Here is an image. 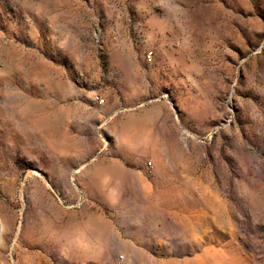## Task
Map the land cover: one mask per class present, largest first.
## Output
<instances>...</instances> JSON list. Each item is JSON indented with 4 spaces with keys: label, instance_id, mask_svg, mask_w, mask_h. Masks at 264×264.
I'll use <instances>...</instances> for the list:
<instances>
[{
    "label": "rangeland",
    "instance_id": "1",
    "mask_svg": "<svg viewBox=\"0 0 264 264\" xmlns=\"http://www.w3.org/2000/svg\"><path fill=\"white\" fill-rule=\"evenodd\" d=\"M0 264H264V0H0Z\"/></svg>",
    "mask_w": 264,
    "mask_h": 264
},
{
    "label": "built area",
    "instance_id": "2",
    "mask_svg": "<svg viewBox=\"0 0 264 264\" xmlns=\"http://www.w3.org/2000/svg\"><path fill=\"white\" fill-rule=\"evenodd\" d=\"M95 42H96V43H99V35L95 37ZM151 56H152V53H151V52H148L147 55H146V59H147V60H150V59H151ZM95 100H96V102H99L100 104L103 103V100H102V99H99L97 96L95 97ZM145 167H146L147 170L152 169V164H151V162H149V161L146 162V163H145Z\"/></svg>",
    "mask_w": 264,
    "mask_h": 264
}]
</instances>
